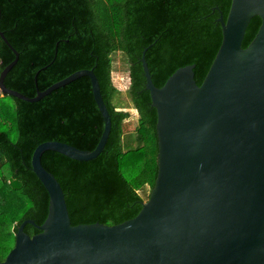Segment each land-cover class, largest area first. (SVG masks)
Listing matches in <instances>:
<instances>
[{"label": "trees", "instance_id": "obj_1", "mask_svg": "<svg viewBox=\"0 0 264 264\" xmlns=\"http://www.w3.org/2000/svg\"><path fill=\"white\" fill-rule=\"evenodd\" d=\"M231 0H0V31L18 52L4 77L6 87L34 96L79 69H92L110 116L102 151L79 161L44 151L42 166L60 184L70 223L116 224L133 217L156 176V111L145 88L143 48L152 82L161 86L178 67L194 64L200 84L221 42ZM253 16L242 47L254 37ZM128 65V102L137 111L135 130L123 140L126 103L111 78L112 54ZM14 58L0 38V70ZM103 129L90 80L81 76L35 102L0 93V261L14 244L24 219L41 224L48 194L31 169L37 144L56 140L92 150ZM28 235L38 230L26 223Z\"/></svg>", "mask_w": 264, "mask_h": 264}, {"label": "water", "instance_id": "obj_2", "mask_svg": "<svg viewBox=\"0 0 264 264\" xmlns=\"http://www.w3.org/2000/svg\"><path fill=\"white\" fill-rule=\"evenodd\" d=\"M253 16L259 27L242 47ZM221 42L200 84L194 64L175 69L157 87L143 48L145 88L156 111L154 183L131 218L116 224H71L62 188L41 164L50 150L86 161L103 149L110 116L92 69H79L34 96L4 84L18 52L0 70V93L35 102L87 76L103 120L92 150L56 140L36 145L31 169L48 194L41 224L24 219L0 264H264V0H231L219 15ZM26 223L38 232L28 235Z\"/></svg>", "mask_w": 264, "mask_h": 264}, {"label": "rangeland", "instance_id": "obj_3", "mask_svg": "<svg viewBox=\"0 0 264 264\" xmlns=\"http://www.w3.org/2000/svg\"><path fill=\"white\" fill-rule=\"evenodd\" d=\"M111 78L114 86L119 90L117 99L126 103V107L123 110L128 111L129 116L123 120V140L126 142L127 138L135 130L137 126L138 114L137 111L131 106L126 97L125 91L129 85L128 65L125 60V56L121 52H115L112 54V73ZM150 186L145 185L137 192L146 201L149 195Z\"/></svg>", "mask_w": 264, "mask_h": 264}]
</instances>
